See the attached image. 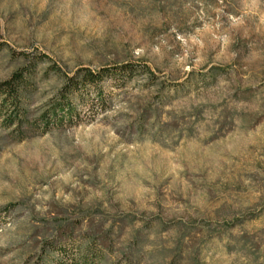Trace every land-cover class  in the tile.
<instances>
[{
	"label": "rangeland",
	"instance_id": "rangeland-1",
	"mask_svg": "<svg viewBox=\"0 0 264 264\" xmlns=\"http://www.w3.org/2000/svg\"><path fill=\"white\" fill-rule=\"evenodd\" d=\"M6 82L0 264H264V0H0Z\"/></svg>",
	"mask_w": 264,
	"mask_h": 264
},
{
	"label": "trees",
	"instance_id": "trees-1",
	"mask_svg": "<svg viewBox=\"0 0 264 264\" xmlns=\"http://www.w3.org/2000/svg\"><path fill=\"white\" fill-rule=\"evenodd\" d=\"M90 80H91V82H88V83H94L95 78L90 76ZM74 82H76V78L75 77L68 78L67 84H66L68 86V88H66L64 91H67V90L70 91V92L71 91L72 92L73 91H78L79 88L76 86V84H74ZM1 89L8 91L10 93V95H9L10 99L13 100L14 103H16V99L18 98V92H17V89H16L15 86H11L10 83L6 82L5 84L0 86V90ZM63 104H61V105H63ZM62 107H64V105L60 106V108H57V110L55 109L54 110L55 113H57L56 111H59V109H61ZM62 109H63L62 111H64V108H62Z\"/></svg>",
	"mask_w": 264,
	"mask_h": 264
}]
</instances>
